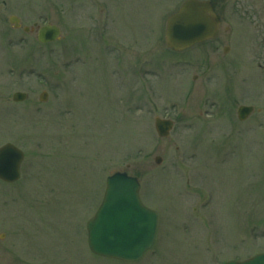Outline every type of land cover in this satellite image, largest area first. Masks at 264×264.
Segmentation results:
<instances>
[{
	"label": "rangeland",
	"instance_id": "1",
	"mask_svg": "<svg viewBox=\"0 0 264 264\" xmlns=\"http://www.w3.org/2000/svg\"><path fill=\"white\" fill-rule=\"evenodd\" d=\"M4 1L17 0L0 9ZM183 1L121 7L124 32L105 44L80 34L70 58L58 44L20 42L0 10V146L25 152L21 179L0 181V264H222L264 252V15L254 7L264 0H219L222 38L178 53L164 27ZM65 66L71 72L50 70ZM16 91L29 99L16 104ZM240 105L255 108L244 122ZM158 116L175 122L168 138L155 130ZM116 171L138 177L159 216L155 242L136 262L88 246L87 220Z\"/></svg>",
	"mask_w": 264,
	"mask_h": 264
},
{
	"label": "water",
	"instance_id": "2",
	"mask_svg": "<svg viewBox=\"0 0 264 264\" xmlns=\"http://www.w3.org/2000/svg\"><path fill=\"white\" fill-rule=\"evenodd\" d=\"M220 19L214 13L209 1L186 0L179 11L167 20L166 44L172 50L182 51L192 45L219 33ZM58 29L45 26L39 39L42 42L54 40ZM24 93H16L14 99L22 101ZM45 99V97H42ZM252 106H241L238 116L246 119ZM158 135L166 138L173 128V121L156 118ZM24 153L8 143L0 148V179L12 182L20 178V165ZM156 157V162H161ZM158 214L145 207L140 199V183L126 172H117L107 179L104 200L93 218L88 222L89 245L101 256L135 261L154 242ZM224 264H264V253L246 261H230Z\"/></svg>",
	"mask_w": 264,
	"mask_h": 264
},
{
	"label": "flooded vegetation",
	"instance_id": "3",
	"mask_svg": "<svg viewBox=\"0 0 264 264\" xmlns=\"http://www.w3.org/2000/svg\"><path fill=\"white\" fill-rule=\"evenodd\" d=\"M142 0H62V6H26L27 2L17 0L13 6H9L8 1L2 2L4 6H1L3 15L5 14L4 21L8 22L14 31L19 32L20 36L18 40L23 42L25 38L32 37V40L37 46L44 47L45 50L54 51L52 48L55 45L61 46L65 58H70L71 45L74 40L80 38V34H83L88 40L97 43H108V39L116 37L115 33H123L124 30L118 29V19H116V13L123 6H140L139 2ZM212 2L213 7L217 15L221 18L222 23L226 18V8L219 6V0H209ZM162 6H164L162 4ZM162 6H158V10L162 9ZM155 9L156 6H150ZM247 6H243V15L248 14ZM255 10L259 9L260 16L264 15V8L262 6H254ZM157 9V8H156ZM130 12L129 15H131ZM126 15V16H129ZM115 16V18H114ZM47 25H53L57 27L59 31V37L51 42L42 43L39 40V31L42 27ZM115 28V30H114ZM226 39L230 38V27L225 28ZM222 38L220 32L219 36L215 40ZM209 40L202 44H206ZM103 46L102 50L106 49ZM112 52H116V48H111ZM111 51V50H110ZM56 52L61 54L60 49H56ZM56 53V54H57ZM106 53H109L108 50ZM58 55V54H57ZM19 62L22 61V57L19 56ZM104 58V57H103ZM115 58L119 60H125L126 57H121V54L115 53ZM108 59V58H107ZM72 67H52L50 70H54L55 73H69ZM146 70V68H145ZM197 78V76H195Z\"/></svg>",
	"mask_w": 264,
	"mask_h": 264
}]
</instances>
